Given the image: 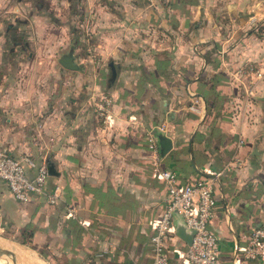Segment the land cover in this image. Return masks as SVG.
Returning a JSON list of instances; mask_svg holds the SVG:
<instances>
[{
    "label": "crops",
    "instance_id": "1",
    "mask_svg": "<svg viewBox=\"0 0 264 264\" xmlns=\"http://www.w3.org/2000/svg\"><path fill=\"white\" fill-rule=\"evenodd\" d=\"M115 1L118 12L105 14L118 26L96 30L97 60L78 58L75 43L64 47L55 18L0 32V147L51 164L46 187L60 194L53 204L41 195L18 202L0 181V226L42 243L53 264H151L149 236L167 193L158 171H173L178 186L205 173L217 264H232L264 223V76L237 77L235 47L214 36L223 9L233 24L227 34L237 32L243 0ZM69 49L81 70L58 63ZM96 90L111 98L108 124L91 106ZM181 224L174 215L165 236L169 264H186Z\"/></svg>",
    "mask_w": 264,
    "mask_h": 264
},
{
    "label": "rangeland",
    "instance_id": "2",
    "mask_svg": "<svg viewBox=\"0 0 264 264\" xmlns=\"http://www.w3.org/2000/svg\"><path fill=\"white\" fill-rule=\"evenodd\" d=\"M137 1L145 3L146 0ZM159 1L163 5L166 4L165 0ZM107 2L108 4L105 3V0H0V32L2 33L6 27L9 29L8 31L17 27L21 29L23 21L27 23L26 20H28V28L42 27L55 18L60 25L56 26V30L62 32V37L68 38L67 42H62L63 46L75 43L78 45L77 52L82 55H79L78 58L91 57V59L97 60L96 52L92 48V44L97 38L96 30L117 27V22H119L114 14H111L112 16L105 14V11L118 12L116 1L108 0ZM242 2L239 6L240 9H237L235 13L237 18L234 20V24L238 28V30L235 29L237 32L227 34L230 31L227 30V25L233 24L228 18L229 14L223 12L225 10L223 9L220 15H215L217 20L214 21V29H216L214 36L217 38L216 42L222 41L229 47H235L233 54L236 64L244 67L250 62L255 65L263 77L264 0H243ZM33 15L37 16L38 21L36 19L32 21L33 17H30ZM238 15H240L239 18ZM48 25L52 24L48 23ZM36 39L34 37V41ZM240 78L242 82L249 80L248 76H244V79ZM239 86L242 84L239 83ZM100 89H104V83L101 84ZM101 93L109 96L101 90H96L92 94L93 100L97 99ZM95 101L90 100L92 107H94L92 102ZM27 237L20 232L19 228L12 230L0 226V251L8 250L12 261L16 264L19 262L21 264H53L50 253L43 244L28 240Z\"/></svg>",
    "mask_w": 264,
    "mask_h": 264
},
{
    "label": "built area",
    "instance_id": "3",
    "mask_svg": "<svg viewBox=\"0 0 264 264\" xmlns=\"http://www.w3.org/2000/svg\"><path fill=\"white\" fill-rule=\"evenodd\" d=\"M249 74L259 78L261 72L250 62L242 69L236 70L237 77ZM252 85L253 82H250L249 89L245 91L248 96H251ZM92 101H95L92 102L93 109L101 119V123L108 124L111 119V98L101 93L97 99L92 98ZM147 147L154 157H157V146L152 137L148 138ZM27 169L33 170L31 176L26 174ZM158 177L165 182L167 193L163 209L157 214L153 232L149 236L151 264H169L165 236L172 229L174 215L180 218L186 229L192 231L190 243L185 244L180 252L181 260L186 264H217L216 238L207 227L214 205L212 184L208 179L212 176L202 177L183 186L176 184L175 173L171 170L158 171ZM47 178L45 164H37L25 153L17 156L10 155L0 147V181L6 185L10 196L15 201L26 202L31 195H41L44 196L47 204L55 203L60 194L57 186L47 190ZM239 255V257L234 255L232 264L264 257V223L249 231Z\"/></svg>",
    "mask_w": 264,
    "mask_h": 264
},
{
    "label": "water",
    "instance_id": "4",
    "mask_svg": "<svg viewBox=\"0 0 264 264\" xmlns=\"http://www.w3.org/2000/svg\"><path fill=\"white\" fill-rule=\"evenodd\" d=\"M57 61L62 67L66 68V69H70V70H81L82 69V66L75 62L74 57L72 56L70 49L67 52L61 54ZM110 69H111V72H110L109 79L111 80L112 77L114 76V71H113L112 67H110ZM158 142H159V146H160V151L163 152V149H164L163 136L158 137ZM46 171H47L48 176L55 175V171L53 170L52 165L49 163L46 164ZM203 176L204 177H210L208 174H205V173H203ZM175 234L181 240H183L185 242V244L190 243V237H191L192 231L186 229L183 224H181L180 227L176 228Z\"/></svg>",
    "mask_w": 264,
    "mask_h": 264
},
{
    "label": "bare ground",
    "instance_id": "5",
    "mask_svg": "<svg viewBox=\"0 0 264 264\" xmlns=\"http://www.w3.org/2000/svg\"><path fill=\"white\" fill-rule=\"evenodd\" d=\"M10 251V250H9ZM16 260V259H15ZM18 261V260H17ZM38 263V262H37ZM0 264H16L12 261V256L10 252L7 251H0ZM19 264H21L19 262ZM23 264V263H22ZM31 264V263H30ZM34 264V263H33Z\"/></svg>",
    "mask_w": 264,
    "mask_h": 264
},
{
    "label": "trees",
    "instance_id": "6",
    "mask_svg": "<svg viewBox=\"0 0 264 264\" xmlns=\"http://www.w3.org/2000/svg\"><path fill=\"white\" fill-rule=\"evenodd\" d=\"M36 196H39V195H36Z\"/></svg>",
    "mask_w": 264,
    "mask_h": 264
}]
</instances>
